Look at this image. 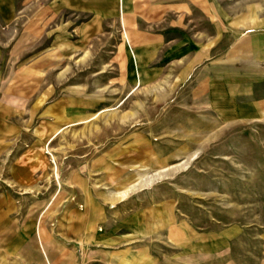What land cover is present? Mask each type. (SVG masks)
Segmentation results:
<instances>
[{
    "label": "rangeland",
    "instance_id": "1",
    "mask_svg": "<svg viewBox=\"0 0 264 264\" xmlns=\"http://www.w3.org/2000/svg\"><path fill=\"white\" fill-rule=\"evenodd\" d=\"M260 40L264 0H0V264H264Z\"/></svg>",
    "mask_w": 264,
    "mask_h": 264
},
{
    "label": "crops",
    "instance_id": "2",
    "mask_svg": "<svg viewBox=\"0 0 264 264\" xmlns=\"http://www.w3.org/2000/svg\"><path fill=\"white\" fill-rule=\"evenodd\" d=\"M140 7L137 4H134L133 9L134 11L139 9ZM238 25H241L244 29H251L254 28V26H257V23L255 22V19L253 18L252 13L250 15H247L243 17L242 21L238 23ZM251 41L244 42L240 45L239 49L245 51H250V53L253 54V56L260 58L261 60H264V40H260L255 44H252L253 47H251ZM246 56V55H245Z\"/></svg>",
    "mask_w": 264,
    "mask_h": 264
},
{
    "label": "bare ground",
    "instance_id": "3",
    "mask_svg": "<svg viewBox=\"0 0 264 264\" xmlns=\"http://www.w3.org/2000/svg\"><path fill=\"white\" fill-rule=\"evenodd\" d=\"M123 194H125V193H122L121 195L123 196ZM125 196V195H124Z\"/></svg>",
    "mask_w": 264,
    "mask_h": 264
}]
</instances>
